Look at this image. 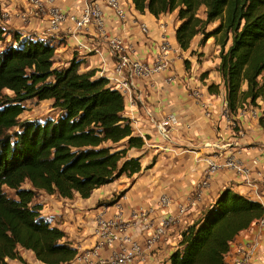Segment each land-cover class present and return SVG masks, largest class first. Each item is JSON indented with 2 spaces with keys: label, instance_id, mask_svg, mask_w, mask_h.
<instances>
[{
  "label": "trees",
  "instance_id": "trees-1",
  "mask_svg": "<svg viewBox=\"0 0 264 264\" xmlns=\"http://www.w3.org/2000/svg\"><path fill=\"white\" fill-rule=\"evenodd\" d=\"M130 1L140 15L175 13V40L184 52L196 37L200 44L214 38L228 114L245 105L261 109L258 126L264 131V0ZM55 45L52 37L0 25V264L23 263L24 251L42 264H70L78 250L42 213L36 194L87 200L97 189L143 169L141 157L128 155L145 142L134 134L124 96L94 71L79 73L76 58L58 66ZM207 91L217 95L219 86L210 84ZM29 100L51 101L58 116L43 123L21 121ZM263 215L261 203L222 190L180 232L168 264H227L234 239Z\"/></svg>",
  "mask_w": 264,
  "mask_h": 264
},
{
  "label": "crops",
  "instance_id": "crops-1",
  "mask_svg": "<svg viewBox=\"0 0 264 264\" xmlns=\"http://www.w3.org/2000/svg\"><path fill=\"white\" fill-rule=\"evenodd\" d=\"M0 1L1 9L8 11L11 16L3 20L5 25H9L6 26L7 29L55 39L58 64L67 66L71 59L76 58L79 61V73L94 71L95 78H99L102 77L103 68L105 76L114 77L115 59L111 57L108 43L96 31H73L71 25L65 23L59 31L45 34L47 23L44 18L20 24L18 16V19L15 17L16 12L19 11V14L25 10V0ZM75 1L59 0L58 4L67 9L82 8L83 0L78 3ZM105 10L107 32L109 35H119L135 46L136 54L133 59L151 65L152 45L162 40L170 45L169 68L151 78L136 79L131 89V99L126 98V116L132 121L134 134L142 137L145 145L140 151L132 149L128 152L131 157H141L143 169L131 179L128 191L118 202L123 205L121 217L126 219L130 209L136 207L153 208L154 215L174 213L171 206L160 209L156 205L159 197L167 195L174 202L181 203L194 194L196 185L205 177L204 171L207 168L201 161H197L199 157H211L220 165L216 176L213 179L210 177L197 211L191 210L181 223L167 229L163 239L150 253L148 260L151 264H168L169 255L176 248L180 232L196 221L200 217L199 213L222 190L232 189L259 203L264 200V131L257 123L261 109L245 105L236 115L226 113L225 89L216 71L219 49L214 38L200 44V37H196L190 49L184 52L175 40L177 23L173 16L166 19V15L159 18L150 14L140 15L129 6L126 19L119 20L111 11ZM142 23L148 28L147 36L139 30ZM79 44L98 48L100 55L78 48ZM186 60L189 62L188 69L184 67ZM210 84L219 86V94L207 91ZM109 85L116 88L113 83ZM260 107L263 104L260 103ZM147 111L151 113L153 122L149 121ZM169 115L176 116L178 121L169 133L173 136L165 140L155 124L165 121ZM153 159L152 168L145 169ZM227 159L234 161L246 172L239 173L226 167L224 163ZM253 159H258L259 162L255 165L252 163ZM60 203L71 204L69 200ZM89 205H82V210L61 213L60 216L59 211L58 215L55 214V221H52V224L68 235L78 250L91 247L93 243L95 218L100 211L88 208ZM113 209L116 210V206L109 208L106 215L117 212L111 211ZM43 214L48 216L45 212ZM57 220L64 223L58 224ZM67 221L72 223L68 224ZM252 228L253 225L234 239L229 257L233 254L235 245L250 236ZM138 239L143 242L144 238L141 236ZM22 257L23 263L17 260L7 263L42 264L29 252L24 251Z\"/></svg>",
  "mask_w": 264,
  "mask_h": 264
},
{
  "label": "built area",
  "instance_id": "built-area-1",
  "mask_svg": "<svg viewBox=\"0 0 264 264\" xmlns=\"http://www.w3.org/2000/svg\"><path fill=\"white\" fill-rule=\"evenodd\" d=\"M59 0H25L26 8L20 13L21 20L31 22L33 20L45 19L47 23V33H54L61 29L65 23H69L73 31L87 33L96 31L99 37L105 39L110 48L111 57L114 62V77H102L113 83L116 89L126 99H131V89L136 79H147L169 68L168 54L170 45L162 40L152 45L151 65L143 63L139 59H133L136 54L135 46L126 42L119 35H109L106 28L105 9L111 11L119 20L126 19L127 4L121 0H83L82 8L67 9L58 4ZM140 32L147 36L148 28L142 23ZM78 48L94 52L100 55L98 48H88L85 45H78ZM226 113L227 108H226ZM150 122H153L151 113L147 111ZM177 117L167 116L163 122L156 123L157 130L165 140H169L171 128L177 125ZM235 126V125H234ZM212 147V145H207ZM206 165L205 177L196 185L194 194L190 195L185 202H174L170 196L162 195L156 202L160 209H167L175 204V211L166 212L162 215H154L153 208L136 207L130 209L126 219L121 217L123 211L118 202L116 210L112 214L106 215L107 210L99 209L100 213L95 218L93 233V243L91 247L77 249L78 254L71 264H148L147 260L155 245L163 239L167 229L181 223L191 210H195L199 201L204 196V191L208 186L210 177L216 173L219 164L211 157H199ZM258 159H253L252 163L257 164ZM226 167H231L237 172H246L231 159L224 163ZM264 208V200L262 201ZM254 239L247 236L246 239L235 245L233 254L229 257L227 264H255L260 261V255L264 251V241L261 243L260 237L264 235V215L254 225ZM141 228L143 242L135 235V230ZM252 237V236H251Z\"/></svg>",
  "mask_w": 264,
  "mask_h": 264
},
{
  "label": "rangeland",
  "instance_id": "rangeland-1",
  "mask_svg": "<svg viewBox=\"0 0 264 264\" xmlns=\"http://www.w3.org/2000/svg\"><path fill=\"white\" fill-rule=\"evenodd\" d=\"M79 1L80 0H76L75 2L78 3ZM121 1L125 4H127L128 7L129 6L132 7L130 0H121ZM0 3H1V1H0ZM128 7H127V13H128ZM18 12L15 13V17L17 18V16H18L19 22H20V24H22L23 21L21 20V18L19 16L20 13L18 14ZM201 13H202V11L199 14L201 15ZM172 16L174 17L175 13L171 14V15H166L164 18L170 19V18H172ZM8 17L11 18L10 13L8 11H3L1 9V5H0V25L2 27H4L5 29H7V27L9 25H5L3 20L6 18L9 19ZM215 25L216 24L209 26V30L213 29V27ZM45 34H50V33L45 32ZM44 38H48V36H45ZM7 39H10V37H8ZM57 65L60 67H65V66H62L58 63H57ZM24 107H25V111L19 117L21 121H23V120H35V121H38L40 123H43L47 120H54L58 116V112L56 110L52 109L50 101L39 102L37 100H29V101L24 103ZM247 108H249V107H247ZM257 123H258V119H257ZM169 136H173V134L171 133ZM215 176H216V173H214L212 175V179ZM131 179L126 178L125 176H122L120 179L113 182L112 184L105 186V187H101L100 189H97L96 191H94L92 193L91 197L87 200H82L78 196H75L73 199L69 200V203H71L70 205L60 203L61 201L68 202V200H61L56 195H48L44 192L37 193L34 201L36 203H40L42 205V213L45 212L46 214H48L49 217L48 216L47 217L50 219L51 222L55 221L56 215H58L59 211H60L59 216L62 215L61 213H63V214H65V213L67 214V212L73 213L75 210H79V211L82 210V205L86 206L87 204L88 205L90 204L88 206V208L108 210L109 208L115 206L116 204H114L113 206H108L107 202L114 199V197L116 195H118L121 191L126 189L129 186V184L131 183ZM9 194L12 195V192H9ZM120 207L123 208V205L120 204ZM171 209L175 211V204L171 205ZM114 210L115 209H113L111 211H114ZM195 211H197V208L195 209ZM199 216H200V213H199ZM57 221H56V223H58V224L64 223L62 220H61V222L60 221L57 222ZM69 221H70V218H69ZM67 223H68V221H67ZM71 223L72 222H69L68 224H71ZM255 224L256 223H254L253 228L250 229V238H252V239L255 238V237H253L254 236L253 233L255 230V227H254ZM141 233H142L141 228H137L135 230V235L139 238H141ZM260 241H261V243L264 241V235L260 237ZM157 245H158V243H157ZM262 245H264V243ZM147 263L151 264L150 260H147ZM255 264H257V263H255ZM258 264H264V251L260 255V261L258 262Z\"/></svg>",
  "mask_w": 264,
  "mask_h": 264
}]
</instances>
